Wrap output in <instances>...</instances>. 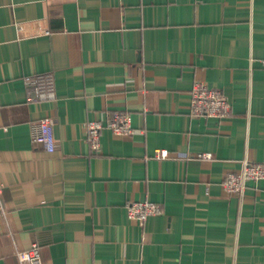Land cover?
Returning a JSON list of instances; mask_svg holds the SVG:
<instances>
[{
  "label": "crops",
  "instance_id": "obj_1",
  "mask_svg": "<svg viewBox=\"0 0 264 264\" xmlns=\"http://www.w3.org/2000/svg\"><path fill=\"white\" fill-rule=\"evenodd\" d=\"M262 57L264 0H0V264L32 243L41 264H264V178L222 187L264 161ZM196 81L229 116L190 113ZM116 111L133 132L94 150L86 123ZM44 117L58 150L31 140Z\"/></svg>",
  "mask_w": 264,
  "mask_h": 264
},
{
  "label": "built area",
  "instance_id": "obj_2",
  "mask_svg": "<svg viewBox=\"0 0 264 264\" xmlns=\"http://www.w3.org/2000/svg\"><path fill=\"white\" fill-rule=\"evenodd\" d=\"M43 29L41 33H47ZM264 67V57L260 59ZM24 81L27 84L35 85L37 78L25 76ZM40 99H51L54 97L52 90L38 91ZM190 113L195 116L204 117H227L231 113V104L225 94L219 89L208 87L203 82H194L191 88ZM31 140L35 144H40L48 151L58 150L61 147L60 140L55 136L53 129V120L50 117H44L35 123H31ZM109 128L118 135H130L133 132L131 118L127 112H113L106 123L99 120H90L86 123V131L91 147L97 150L100 146V131ZM165 150H157L156 156H165ZM203 157H210V153L199 154ZM264 178V161H251L244 158L237 170L227 171L222 179V187L227 192H233L242 195L248 180H258ZM2 184L0 183V196ZM1 197L0 209L2 210ZM127 216L139 224H143L148 216L157 215L162 212L161 206L150 200H129L126 203ZM15 256L20 264H41L40 252L37 244L32 243L28 248L16 250Z\"/></svg>",
  "mask_w": 264,
  "mask_h": 264
}]
</instances>
